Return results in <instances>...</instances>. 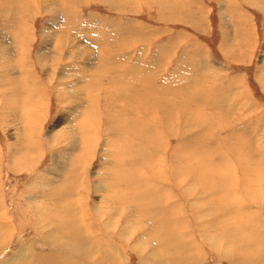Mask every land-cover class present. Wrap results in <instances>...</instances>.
Masks as SVG:
<instances>
[{"label":"rangeland","instance_id":"374dc122","mask_svg":"<svg viewBox=\"0 0 264 264\" xmlns=\"http://www.w3.org/2000/svg\"><path fill=\"white\" fill-rule=\"evenodd\" d=\"M112 1L56 0V7L50 0H0V246L8 242L0 263L66 264L52 261L47 236L55 235L57 212L42 205L51 206L61 183L70 182L99 248L97 258L82 263L147 264L151 231L132 222L136 207L99 195L102 186L114 198L124 181L131 203L128 195H140L146 207L153 194L151 209L139 214L153 220L148 227L157 241L185 245L180 261L236 264L243 255L264 264V0ZM14 24L23 37L22 28L32 32L23 69L10 50ZM99 35L97 67L73 65H84L89 53L64 63L65 49L73 56L88 46L81 40ZM59 46L61 63L52 55ZM40 50L56 62L37 56ZM77 88L83 100L65 94ZM30 135L32 150L23 146ZM154 195L164 209H155ZM105 237L118 251L114 259ZM14 254L22 259L11 260Z\"/></svg>","mask_w":264,"mask_h":264},{"label":"bare ground","instance_id":"6f19581e","mask_svg":"<svg viewBox=\"0 0 264 264\" xmlns=\"http://www.w3.org/2000/svg\"><path fill=\"white\" fill-rule=\"evenodd\" d=\"M12 1H15V0H12ZM50 1H52V2H54L53 3V5L54 4H56L55 3V1L56 0H50ZM109 1H111L112 3L113 2H115V1H112V0H109ZM58 2V1H57ZM108 2V1H107ZM59 3V2H58ZM110 3V2H109ZM0 5H2V4H0ZM54 6H56V7H59V5H54ZM66 20V18L64 19V20H60L59 22H58V25H60V26H64V22L63 21H65ZM56 22V21H55ZM62 22H63V24H62ZM66 22H69V21H66ZM8 23V22H7ZM12 25V24H11ZM15 25V28H16V31H15V28L13 29V28H11V26L9 27V28H11V30L10 31H8V32H10V40H11V48L12 49H10L11 51H12V53L15 55L14 57L16 58H18V60H19V62L17 61V60H15V61H17L18 63H20L19 64V67H20V69L22 68H27V66L25 67V63H26V59H28V53H29V50H28V48H27V44H28V42H32V32H31V30H30V27H28L27 29H25L26 27H24V28H22L21 30H22V34L24 35V37L20 34V29L19 28H17V26H16V24H14ZM25 25V24H24ZM57 25V26H58ZM26 26V25H25ZM6 27V26H5ZM48 27L49 28H52V26L50 25V23L48 24ZM67 27V26H66ZM59 28V27H58ZM46 29V28H45ZM62 29H63V27H62ZM28 30H30V32L28 31ZM43 30H44V28H43ZM74 30V29H73ZM15 31V32H14ZM45 31V30H44ZM59 31H61V30H59ZM67 31H71L70 30V27L68 26V29H67ZM86 31V30H85ZM87 31H89V30H87ZM13 32H14V34H13ZM46 32V31H45ZM5 33V32H4ZM27 33H28V35L29 36H27ZM41 33H44V32H41ZM83 33H84V31H83ZM82 33V34H83ZM86 33V32H85ZM98 34V33H97ZM96 34V35H97ZM111 34V33H110ZM225 34V33H224ZM12 35H13V37H12ZM17 37H19L20 39L18 40L17 39ZM94 37V36H93ZM99 37H101L102 39H97V40H81V42H84V43H87L88 44V46H86V49H81V50H78V53H75V55H73L72 56V54H70L69 53V49H65L66 50V52H67V54H65V56L63 57V60H64V63H67V61H71L72 59H75L76 60V56H78L79 55V59L80 60H84L82 57H84V55H86L87 56V53H89L90 55H91V58L89 59V60H87V61H85L84 62V65H79V63H81V62H79L78 64L76 63H74L73 65L74 66H78V67H80L81 69H87V70H90L91 68H93V67H97L100 63H99V52H102L103 51V49H102V41H103V36H101V35H99ZM89 38V37H88ZM71 39H76L75 37L74 38H71ZM6 40V39H5ZM9 40V41H10ZM60 40V39H59ZM7 41V40H6ZM65 41V40H64ZM64 41H62V43L64 42ZM72 41H74V40H72ZM72 41H70V42H72ZM110 41V40H109ZM56 42V41H55ZM59 42V41H58ZM61 42V41H60ZM68 42V44H70V42L69 41H67ZM75 42V41H74ZM9 43V42H8ZM46 43V42H45ZM64 44H65V42H64ZM107 44H109V43H107ZM112 44V43H111ZM75 44H73V46H74ZM48 46V45H47ZM55 46H56V44H55ZM72 46V47H73ZM110 46V45H109ZM108 46V47H109ZM1 47V46H0ZM65 47V46H64ZM69 47V46H68ZM44 48V47H43ZM56 48V47H55ZM78 48H80V47H78ZM82 48V47H81ZM9 49H8V51H9ZM57 49V48H56ZM76 49V48H75ZM92 49V50H91ZM224 49H226V48H224ZM72 50V49H71ZM86 50H87V52H86ZM5 51V50H4ZM55 51V50H54ZM61 50H60V46H59V48L56 50V52L55 53H53L52 52V55H58L59 57H58V59H57V61H61V52H60ZM94 51H95V53H94ZM10 52V51H9ZM15 52V53H14ZM42 50H40V51H38V53L39 54H37V56H39V57H42V56H44V57H42L43 59H48V58H51V60H49L50 62H56V60H53L54 58L53 57H51L50 56V53L48 54V52H46V51H44V52H42ZM65 52V53H66ZM79 52H81V53H79ZM0 53H1V51H0ZM117 53V52H116ZM12 55V54H11ZM83 55V56H82ZM116 55V54H115ZM3 57L4 56V54H0V57ZM85 56V57H86ZM92 56H94V57H92ZM41 58V59H42ZM99 58V59H98ZM40 59V58H39ZM78 59V60H79ZM62 60V61H63ZM42 61V60H41ZM94 61V62H93ZM101 62H102V60H101ZM104 62V61H103ZM193 62V61H192ZM28 63V62H27ZM61 63V62H60ZM42 65H44V64H42ZM65 65V64H64ZM70 65H71V63H70ZM69 65V66H70ZM69 66L68 65H66V68H64V70H67L68 71V68H69ZM84 66V67H83ZM18 67V68H19ZM43 67H45V66H43ZM63 67H65V66H63ZM63 67H62V69H63ZM71 67V69H74V68H72V66H70ZM109 67V66H108ZM201 67V66H200ZM107 68V67H106ZM19 69V70H20ZM53 70H54V68H53ZM53 70L51 71V72H53ZM75 71H76V69H74ZM79 69H77V71H78ZM107 70V69H106ZM24 71V70H23ZM76 71V72H77ZM115 71V70H114ZM126 71H128V69L126 70ZM130 71V70H129ZM142 71H144V70H141V72ZM26 72V71H25ZM51 72H50V74H51ZM80 72V71H79ZM131 72H134V71H132L131 70ZM208 72V71H207ZM17 73V72H16ZM20 73V72H19ZM23 73V75H24V72H22ZM27 73V72H26ZM90 73V72H89ZM122 73H124V72H122ZM54 74V73H53ZM63 74H66V73H64L63 72ZM83 74V73H82ZM142 74V73H141ZM55 75V74H54ZM60 75V74H59ZM85 75V74H84ZM83 75V76H84ZM89 75V74H88ZM87 75V78H89V76ZM122 76H123V74H121ZM135 75H136V73H135ZM63 76V75H62ZM139 76V75H138ZM25 77H26V75H25ZM31 77V76H30ZM52 77H53V75H52ZM55 77V76H54ZM66 77V76H65ZM64 77V78H65ZM78 77V76H77ZM81 78H82V76H80ZM128 77V76H127ZM60 78V77H59ZM80 78V79H81ZM94 80H96V78H97V76L95 75L94 76ZM142 78V77H141ZM22 79V78H21ZM84 79H86L85 77H84ZM99 79V78H98ZM125 79V78H124ZM26 80V79H25ZM62 80V79H61ZM87 80V79H86ZM148 80V79H144V81H142V83L144 82L145 84H146V81ZM51 81V80H50ZM78 81V80H77ZM85 80H83V82H84ZM20 82V81H19ZM22 82V81H21ZM65 82V81H64ZM96 82V81H95ZM18 83V82H17ZM74 83V82H73ZM79 83V82H78ZM139 83H141V82H139ZM16 84V83H15ZM64 84V83H63ZM62 84V85H63ZM66 84V83H65ZM81 84H82V82H81ZM31 86H29V89L30 90H32V89H34V91L36 92V93H39L40 91L37 89V87H36V85H35V83H33V82H31V84H30ZM75 85V84H74ZM17 86V85H16ZM68 86V85H67ZM67 86H65V87H67ZM76 87H78V85L76 86ZM110 87V86H109ZM70 88V87H69ZM75 88V87H74ZM81 88V87H80ZM79 88V89H80ZM83 88V87H82ZM81 88V89H82ZM91 89V88H90ZM75 90V89H74ZM113 90V89H112ZM200 90V89H199ZM15 91V90H14ZM77 91H78V88H77V90H75V91H72L71 92V90H70V93H68L69 92V89H68V92H65V94L68 96L69 94H73L72 96H74V98L76 99V100H83V98H80V95L82 96V95H85V94H88L89 93V85H88V87L86 86V87H84L83 89H82V94L80 93V95L77 93ZM114 91V90H113ZM112 93V92H111ZM114 93V92H113ZM59 94H63V92H59ZM135 94V93H134ZM113 95H115V98H116V93H114ZM10 96L14 99V100H18V97H16V94H13V92L12 91H10ZM38 96V98H39V94L37 95ZM110 97V96H109ZM69 98V97H68ZM114 98V97H113ZM23 99V98H22ZM146 100V102L148 101V98H145ZM72 100V99H71ZM112 100V99H111ZM145 101H143V99H142V102H144V103H146ZM21 102H22V100H21ZM114 102V101H113ZM66 103V102H65ZM214 103V102H213ZM215 104V103H214ZM217 105V104H216ZM223 108V107H222ZM83 112H84V110L83 109H80V111L78 112V113H80V118H81V115L83 114ZM127 113V112H126ZM140 113V112H139ZM76 115V114H75ZM130 115V114H129ZM71 116H72V114H71ZM84 116V115H83ZM126 116H127V114H126ZM129 117V116H128ZM145 119V118H144ZM138 120V119H137ZM68 121L69 120H67V119H65L63 122H67L68 123ZM71 121H73V120H70V122ZM139 121V120H138ZM128 122H131L130 120H128ZM35 123V122H34ZM67 123H65V124H67ZM135 123V121H132L131 122V125H133ZM138 123V122H137ZM140 123H143V122H141L140 121ZM65 124H63V125H65ZM146 124V123H145ZM60 127H61V125H59ZM121 127H125V124L123 123V124H121L120 126H118V129L121 131ZM24 129H27V127L25 128V127H23ZM31 129V128H30ZM58 130V129H57ZM138 131V130H137ZM29 132V131H28ZM33 132H35V131H33ZM57 131H55V133H56ZM66 132V131H65ZM140 132V131H139ZM142 133H144L143 131H141ZM25 133L27 134V130L25 131ZM54 133V134H55ZM58 133V132H57ZM30 134V132L28 133V135ZM33 134H36V133H33ZM53 134V135H54ZM22 135H24L25 136V134H22ZM143 135H145V134H143ZM53 138V137H52ZM35 140V139H34ZM53 140V139H52ZM24 142V147L27 149H29V150H32V149H34L33 148V145L35 146V144L33 143V140L31 139V135H30V137H25V140H23ZM32 141V142H31ZM117 174H119V171L118 170H116V172H115V174L114 173H112L111 175H112V177L113 178H117ZM120 178H121V180H122V178H123V180H126L127 178H126V175H122V176H120ZM120 178H118V179H120ZM122 180V181H123ZM138 180V179H137ZM55 183H56V181H54ZM129 182V181H128ZM54 183V184H55ZM118 182L117 181H115L113 184H117ZM137 183H139L140 184V182H135V185L137 184ZM50 184V183H49ZM56 184H58V183H56ZM62 185L60 186V187H58V189H57V187H55L54 186V188L51 190L52 192H53V190H55V189H57L55 192H54V194L53 195H57L54 199H53V203L51 204V206L49 205V207L48 206H46V204L44 203L42 206L45 208V210L46 209H49V208H51L50 210H54V211H56L57 212V214H55V215H51V217L52 218H54V220H53V224H54V226H55V231H54V236H52V235H48L47 236V238L48 237H51V243H53L52 244V247H51V252L53 253V256H52V261L55 259V257H56V259H63L64 261H65V263L66 264H85L86 262H90V261H92L93 259H95V258H97V256H98V250H99V248H98V246H96L95 244H94V242H91V240H90V235H89V232L88 231H90V232H93L92 231V229H88V227H87V223H86V219L85 218H87V215H85V211L86 210H84L85 208H82V201H83V198H82V196L81 197H79V196H77V195H79L78 193H77V189H75V186L72 184V183H70L69 182V184L67 185L66 183L65 184H63V183H61ZM130 183H125L124 181L122 182V184H119V185H117V186H121V185H123L124 187L121 189H117L116 191H117V193H115L116 195H114V198L112 197V196H109V195H107L106 193H107V191H106V193L104 192V188H102V186H101V189L99 190V195H100V197L101 198H104V200L105 201H107V202H111V203H113L114 205H116V206H118V207H121V206H133V207H136V209H137V212H134L133 213V220H132V222H135V224H137V227L136 228H143V229H148V231H151V233L150 234H148L149 235V239H148V243H150V244H152L153 245V252L150 254V255H148L147 257H146V260L145 261H149L147 264H192V263H186V262H182V261H180L179 260V258H182V253H180V252H178V251H181V250H184L185 249V245L182 243V242H178V243H166V242H161V241H157V238H158V233L157 232H152V230L151 229H149V227H151V228H154V222H153V220L152 219H150V218H143L140 214L141 213H144L147 209H151V204H150V201H149V199H150V197L153 195L152 193L149 195V198H148V201H147V203H146V207L142 204V203H140V201H141V197L142 196H137V195H135V194H133L132 196H130V195H128V197H129V199H130V201H132V202H134V203H131V202H129V200H128V198H126L125 196H127V194H128V192H129V189L127 188V186L129 185ZM71 185H73V190H70V188H69V186H71ZM46 186H47V182H46ZM51 186H53V185H51ZM94 186H95V190H98L99 188H98V186H97V184L96 183H94ZM44 187V186H43ZM48 188H49V186H48ZM90 188V187H89ZM106 189V188H105ZM150 189V188H149ZM48 190H50V188L48 189ZM47 192V191H46ZM111 192V191H110ZM110 192L108 193V194H110ZM155 196V198H156V207H155V209H160L161 207L160 206H162V200H160V199H162V198H160L159 196H157V195H154ZM29 197V196H28ZM76 197V198H75ZM41 198H44V197H41ZM47 198V197H46ZM56 199V200H55ZM50 200V199H49ZM30 201V200H29ZM85 202V205H86V201H84ZM161 203V204H160ZM39 207H40V203H39V205H38ZM48 207V208H47ZM84 207V206H83ZM38 209H40V208H38ZM161 209H164V208H161ZM50 212V211H49ZM111 212H113V208L111 209ZM169 212L171 213V211L169 210ZM140 213V214H139ZM172 214V213H171ZM157 215V214H156ZM99 217H101V216H105V215H98ZM162 220H163V223H161V224H158L160 227H162V226H166V221L168 220V216L166 215V214H164L163 215V218H162ZM171 223V222H170ZM149 226V227H148ZM1 228H3L2 226H0V230H2ZM56 229H58L59 231H60V234H61V236L60 235H57V232H56ZM1 233V232H0ZM99 234H100V237H102V233L101 232H99ZM1 235H2V233H1ZM7 235V234H6ZM228 234H226V236H227ZM1 238V237H0ZM8 241V240H7ZM104 242H105V244H104V248L106 249V251H107V258L108 259H114L115 258V256H114V253H118V251L117 250H114V247L115 246H113L110 242V239L108 238V237H105L104 238ZM0 243H3L2 242V240H0ZM7 243V245H8V242H6ZM5 246H0V248L2 249V247L4 248V247H7V245L6 244H4ZM50 246V245H49ZM171 247H174V249H172V250H168V249H170ZM7 249V248H6ZM3 250H0V252H2ZM4 251H5V249H4ZM30 252H32V250H30ZM15 253V252H14ZM18 253V252H17ZM16 253V254H17ZM1 254V253H0ZM16 254H14L15 256L11 259V260H13V261H16V260H21L20 259V256L19 255H16ZM78 258V261H76L74 258ZM243 257H245V258H247V256H241V257H239L238 259L236 258H234V262L236 263V264H252V263H254V262H251V261H248V260H246L245 258H243ZM71 259L72 260H74L75 262H71ZM10 260V261H11ZM231 260V259H230ZM26 261H27V253H26ZM25 261V262H26ZM83 261H85V263H82ZM9 263H12V262H9ZM27 263H28V261H27ZM1 264V263H0ZM37 264H42V263H37Z\"/></svg>","mask_w":264,"mask_h":264}]
</instances>
